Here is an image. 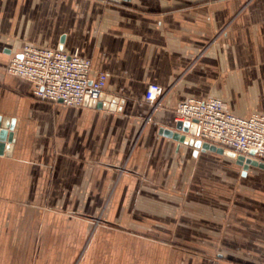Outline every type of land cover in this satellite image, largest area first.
<instances>
[{
	"label": "crops",
	"instance_id": "1",
	"mask_svg": "<svg viewBox=\"0 0 264 264\" xmlns=\"http://www.w3.org/2000/svg\"><path fill=\"white\" fill-rule=\"evenodd\" d=\"M28 44L90 58L122 110L23 88L7 68ZM154 83L165 93L152 112ZM211 97L239 116L264 114V0H0V116L14 121L12 150L0 153V264H212L209 249L170 244L172 224L190 230L176 241L225 234L204 227L223 218L190 189L177 196V184L225 159L242 166L161 133L178 102ZM100 212L115 227L99 226L84 249L93 224L82 214ZM241 221L227 232L232 264H264V222Z\"/></svg>",
	"mask_w": 264,
	"mask_h": 264
},
{
	"label": "built area",
	"instance_id": "2",
	"mask_svg": "<svg viewBox=\"0 0 264 264\" xmlns=\"http://www.w3.org/2000/svg\"><path fill=\"white\" fill-rule=\"evenodd\" d=\"M7 71L27 81L36 97L52 102L61 100L67 106L100 100L107 84L106 73L92 77V60L78 50L70 53L28 44L10 61ZM164 93L159 84L149 85L145 100L152 112L160 107ZM175 118L177 122L195 123L196 139L264 163V114L239 116L227 102L211 97L178 102Z\"/></svg>",
	"mask_w": 264,
	"mask_h": 264
},
{
	"label": "rangeland",
	"instance_id": "3",
	"mask_svg": "<svg viewBox=\"0 0 264 264\" xmlns=\"http://www.w3.org/2000/svg\"><path fill=\"white\" fill-rule=\"evenodd\" d=\"M24 80V79H22ZM23 88L31 87L29 83L24 82ZM33 94V92H32ZM152 115V114H151ZM208 173L190 175L188 180L177 184L179 189L183 188V193L177 192V196L185 197L187 191H190V198L193 201L201 202L205 207H208L209 215L216 216L222 219V225H216L212 223L211 225H206L204 227L208 228L209 232H222L224 227V239L216 238L215 235L208 240H174V234H185L190 232V230L185 229V225H173L172 224V248L188 251L193 254L201 255V248L209 249L208 258L211 260L212 264H224L233 263L232 252L234 247L238 248L237 244H234L233 240L227 232L232 231V225L234 220L240 219L247 220L248 218L256 219L257 222H264V169L259 167H254L247 177L239 175V170H243L242 167H238L225 159L224 164L218 167V169H213L210 166ZM194 177L193 182L191 178ZM179 201V200H178ZM191 201V202H193ZM195 204V203H194ZM82 218L88 220L93 224L92 231L90 232L89 239L85 242L83 246L86 249L89 246L90 240L95 233V230L99 226H106L109 228H114L115 226L105 220L103 213L100 212L97 215H83ZM197 228L199 226H196ZM188 228V227H187ZM194 232V231H193ZM195 233V232H194ZM235 245V246H234ZM224 252V257L217 256L218 252ZM229 254V255H228ZM237 264H249L245 261H236Z\"/></svg>",
	"mask_w": 264,
	"mask_h": 264
},
{
	"label": "water",
	"instance_id": "4",
	"mask_svg": "<svg viewBox=\"0 0 264 264\" xmlns=\"http://www.w3.org/2000/svg\"><path fill=\"white\" fill-rule=\"evenodd\" d=\"M115 2H122L126 0H112ZM59 102H62L61 100ZM125 100L120 98H106V95L103 94L100 98V100L95 101H87L85 104H88L93 107L98 108H105V109H111V110H122V106L124 105ZM195 123H183L178 121L175 124L174 128H163L161 129V133L173 138L174 140L180 142L189 144L190 146H193L195 148V153H197L199 150L206 151L211 150L214 152H218L220 154H225L231 158H234L237 160V163L243 167V175L246 174V171L250 167V165L259 167L264 169V163H260L257 160H254L252 158H245L243 155H239L236 152L229 151L224 149L223 147L210 144L208 142H202L199 139H196L194 137L195 133ZM14 121H10L9 119H5L0 116V153H3L6 149L7 153H10L13 147L14 143ZM253 155L255 154V150H252L251 152Z\"/></svg>",
	"mask_w": 264,
	"mask_h": 264
}]
</instances>
